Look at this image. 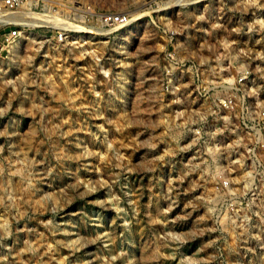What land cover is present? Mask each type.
I'll use <instances>...</instances> for the list:
<instances>
[{
	"label": "rangeland",
	"instance_id": "obj_1",
	"mask_svg": "<svg viewBox=\"0 0 264 264\" xmlns=\"http://www.w3.org/2000/svg\"><path fill=\"white\" fill-rule=\"evenodd\" d=\"M0 19V264H264V0Z\"/></svg>",
	"mask_w": 264,
	"mask_h": 264
},
{
	"label": "bare ground",
	"instance_id": "obj_2",
	"mask_svg": "<svg viewBox=\"0 0 264 264\" xmlns=\"http://www.w3.org/2000/svg\"><path fill=\"white\" fill-rule=\"evenodd\" d=\"M28 1V0H27ZM29 4V3H28ZM67 6V5H66ZM63 7V6H62ZM29 8V7H28ZM65 8V7H64ZM70 9V8H69ZM67 10V9H66ZM33 12V11H32ZM25 13H26V11H23V16H25ZM29 13H31L30 11H29ZM35 13V12H34ZM40 13V12H39ZM43 13V12H42ZM56 13V12H55ZM26 14H28V12L26 13ZM32 14V13H31ZM37 14V13H36ZM35 14V15H36ZM33 15V14H32ZM34 16V15H33ZM26 17H27V15H26ZM35 17V16H34ZM62 17V16H61ZM36 18H38V19H40L41 21H44V22H50V23H56V24H61L62 25V23H64L65 21H67V20H63L62 18L60 19L58 16L56 17V16H54V15H52V14H45L44 13V15H36ZM0 20H2V19H0ZM30 21H35V19L34 20H30ZM69 21V20H68ZM24 22V21H23ZM27 22H29V19L27 20ZM26 23V22H25ZM30 23V22H29ZM70 23V22H69ZM72 24V23H71ZM50 25V24H49ZM52 25V24H51ZM67 27V26H66ZM65 34V32H63V35ZM62 35V36H63ZM65 36V35H64ZM68 36V35H67ZM63 39L65 38V39H67L66 37H62ZM10 40H12V39H10ZM62 42H63V40H62ZM15 44H18V43H14L13 45H15ZM12 45V46H13ZM191 72V71H190ZM204 73V72H203ZM188 86V85H187ZM187 88V87H186ZM226 88V87H225ZM228 94V93H227ZM200 109V108H199ZM207 112V111H206ZM228 114V113H227ZM196 117V116H195ZM204 117V116H203ZM206 121V120H205ZM238 124V123H237ZM193 129V128H192ZM179 132V131H178ZM209 132V131H208ZM177 133V132H176ZM179 136H180V134H179ZM193 136V135H192ZM177 137V136H176ZM260 137V136H259ZM240 138V137H239ZM192 142V141H191ZM194 143V142H193ZM233 143V142H232ZM231 143V144H232ZM206 145V144H205ZM216 147V146H215ZM208 151V150H207ZM221 151V150H220ZM253 151V150H252ZM225 153V152H224ZM227 153V152H226ZM202 155V154H201ZM212 155H213V159L212 160H214V159H217L218 157H219V151H217V150H213L212 151ZM188 159V158H187ZM219 159V158H218ZM234 159V158H233ZM191 163V162H190ZM216 163V162H215ZM198 164V163H197ZM208 166V165H207ZM238 167V166H237ZM206 168V167H205ZM208 169V168H207ZM231 169V168H230ZM215 170V169H214ZM239 170V169H238ZM200 171V170H199ZM207 171V170H206ZM242 173H244V172H242ZM207 174V173H206ZM250 174V173H249ZM218 176V175H217ZM241 176V175H240ZM243 177V176H242ZM244 178H246V176L244 177ZM242 179V178H241ZM238 180V179H237ZM252 180V179H251ZM215 181V180H214ZM234 182V181H233ZM247 182V181H246ZM242 183V182H241ZM250 186V185H249ZM229 189H232V188H229ZM243 189H245V188H243ZM218 190V189H217ZM230 191V190H229ZM229 191H227V192H229ZM231 192V191H230ZM211 193V192H210ZM235 193V192H234ZM231 195V194H230ZM214 197V196H213ZM208 198V197H207ZM260 199V198H259ZM207 200V199H206ZM228 221V223H230V220H227ZM224 222V221H223ZM231 225V224H230ZM241 226V225H240ZM244 226V225H243ZM238 228V227H237Z\"/></svg>",
	"mask_w": 264,
	"mask_h": 264
},
{
	"label": "built area",
	"instance_id": "obj_3",
	"mask_svg": "<svg viewBox=\"0 0 264 264\" xmlns=\"http://www.w3.org/2000/svg\"><path fill=\"white\" fill-rule=\"evenodd\" d=\"M104 20L106 22L112 21V22H116V23H122V22H124L126 20V18L123 17V16L118 15V16L104 17Z\"/></svg>",
	"mask_w": 264,
	"mask_h": 264
}]
</instances>
